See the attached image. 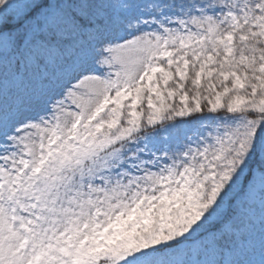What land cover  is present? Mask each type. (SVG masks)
I'll return each mask as SVG.
<instances>
[{"label":"snow or ice","instance_id":"obj_1","mask_svg":"<svg viewBox=\"0 0 264 264\" xmlns=\"http://www.w3.org/2000/svg\"><path fill=\"white\" fill-rule=\"evenodd\" d=\"M0 264H264V0H0Z\"/></svg>","mask_w":264,"mask_h":264}]
</instances>
